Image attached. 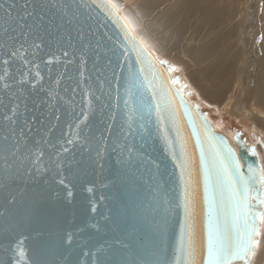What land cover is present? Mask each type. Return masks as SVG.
Wrapping results in <instances>:
<instances>
[{
	"label": "water",
	"instance_id": "obj_1",
	"mask_svg": "<svg viewBox=\"0 0 264 264\" xmlns=\"http://www.w3.org/2000/svg\"><path fill=\"white\" fill-rule=\"evenodd\" d=\"M77 2L83 7L80 8L79 21H73V24L79 23L87 38L93 44L98 40L102 46L101 51L107 53L101 55L99 64L96 65L103 68V74L97 73L96 67L93 66L95 53L90 52L88 63L83 69L84 75L81 76L79 52L74 51L66 42L62 41L58 45L50 36V45L45 42L37 56H28L31 64L25 66L22 60L13 58L8 66L12 89L5 90L3 82H0V117L11 107L13 93L20 95L17 92L18 85L13 81L19 80L23 72H28L30 77H34L35 72L39 71L42 79L35 82L38 85L43 84L46 88L54 86V82L59 79L57 90L63 97L58 105L61 119L50 134L51 145L55 147L44 146V163L52 170H41L33 172L32 175L22 174L7 181V188L0 182V261H6L7 264H16L17 261L18 264H93L96 259L107 262L123 258V253L117 255L116 249L119 245L114 241L124 228L126 215L133 212L135 204L146 201L151 195L148 185L134 189L129 183L124 166L117 163L120 149L115 141L120 126L124 125L126 129L125 122L129 114L133 117L134 127L138 128L143 123L152 134L145 149L160 165L156 172L163 185L159 195L166 194L169 201L168 205L160 208L157 213L158 217L167 221L164 246L168 250V257H173L182 233L185 220L184 192L187 185L190 194L188 223L194 226L198 252L193 258L202 261L206 253L208 226L205 172L211 167L212 156L218 154L231 162V154H234L240 162V171L245 176L248 175V165L262 172L259 157L242 140L236 137L231 144L227 137L215 128L177 85L166 64L132 34L111 3L106 0H96L95 3L93 0ZM89 33L92 34L88 35ZM74 44L76 49H79V41L74 40ZM63 50L69 52L67 57L62 54ZM138 52H143L140 61L137 60ZM4 58L7 57L0 56V75H3L5 67L2 64ZM141 62L143 73L140 72ZM129 65L136 72L139 89L137 94V88H132L131 96L128 91L131 87L128 80ZM44 98L46 93L39 90L33 92L26 89L25 95L21 96L31 109H35L33 100L39 102ZM89 101L94 113L87 122L88 127L82 125L77 136L75 121L80 118L82 108L87 110ZM137 109L142 111H136ZM40 111L45 113L40 119H45V124H48L49 109L41 105ZM110 113H115V122L109 136L101 120L109 122ZM35 114L39 116V113ZM37 128L38 122L33 124V130L28 134L30 144L47 131L46 128L37 131ZM101 132L107 137L103 168L94 163L96 138ZM89 137L90 140L86 143V138ZM69 138L73 143L64 145L69 152L62 156L65 185H60L59 177L55 175V164L49 157H54L60 148L57 141ZM141 143L138 139L135 142L138 151H141ZM173 153L176 159L173 158ZM185 161L187 163L184 168L177 166ZM21 172L23 173V169ZM154 186L153 184L152 187ZM68 191L72 193L70 197L67 195ZM12 196L16 202L10 204L8 201ZM30 206L38 209V212L31 219H25V209ZM263 207L264 205H257L261 212ZM260 228L261 223L258 224L259 232ZM69 232L75 234L72 245L58 243L60 238ZM258 236L255 237L256 240ZM17 241H22V257L11 251ZM6 247L9 248L7 252L4 250ZM85 252L88 254L85 255ZM234 264L244 262L236 260Z\"/></svg>",
	"mask_w": 264,
	"mask_h": 264
},
{
	"label": "snow or ice",
	"instance_id": "obj_2",
	"mask_svg": "<svg viewBox=\"0 0 264 264\" xmlns=\"http://www.w3.org/2000/svg\"><path fill=\"white\" fill-rule=\"evenodd\" d=\"M95 2L96 0H93V3ZM106 2L110 4L111 0H106ZM81 7L83 5L77 0H0V56L7 57L2 59V64L5 67L3 68V75H0V82H3L5 90H10L13 87V83L9 82L12 77L8 68L13 58H19L25 66L31 64L32 61L28 59V56H37L45 42L50 45L52 43V40L48 39L50 36L55 39L58 45L63 41L74 51L79 52L81 76L84 75L83 69L88 63L87 57L90 52L95 53L93 66L96 67L99 64L101 55L107 53L101 51L102 46L98 40L93 44L87 38L84 28L79 23L73 24V21H79ZM73 30L75 36H73ZM74 40L79 41V49H76ZM62 54L67 57L69 52L63 50ZM142 55L143 52L137 53L138 61ZM56 59L59 58L56 57ZM35 67L38 68L39 65H35ZM96 71L101 75L103 74V68L96 67ZM140 72H144L143 62H141ZM38 79H42L39 71L35 72L34 77H30L28 72H23L19 80L13 81L18 85L17 92L20 95L13 93L11 107L0 117V182L5 188H7V181L14 180L22 174L32 175L33 172L52 170L50 166L44 163V146L51 145L50 134L61 119V111L58 105L63 97L57 90L59 79L54 82V86L47 88L43 84L38 85L35 82ZM97 79H99V75ZM128 80L131 84L128 89L129 95H133L132 88H137L138 94L137 75L131 65H129ZM26 89L33 92L43 91L46 93V98L39 102L33 100L35 109H31L21 99V96L25 95ZM21 104H23V110H21ZM125 104H128L127 100ZM41 105L49 109L48 124H45V119H40V117L45 116V113L40 111ZM86 107L87 110L81 109L80 118L75 121L77 136L82 125L85 128L88 127L87 122L94 113L91 101L87 103ZM136 111H142V109ZM157 112L159 115V105H157ZM29 113L32 114L29 115ZM35 113H39V116ZM132 120L133 117L129 114L125 122L126 129L124 125L119 128L115 141L120 149L117 163L124 166L129 183L134 189L148 185L151 195L146 201L142 200L135 204L133 212L126 215L124 228L114 241L115 244L119 245V248L116 249L117 255L123 253V258L107 262L96 259L93 264H234L236 260L248 264L254 248L258 245V241L255 239L259 235L258 224L264 222V212L257 209V205H264V172L248 165V175L245 176L240 171V162L234 154L230 153L231 162L226 158H221L218 154H214L211 167L205 172L208 197L206 253L202 261H196L193 258L194 255H198V252L194 226L188 223L190 194L186 185L184 192L185 220L173 257L169 259L168 250L164 246L167 221L157 215L159 209L165 208L169 201L166 199V194L165 196L159 195L163 188L156 175L160 165L145 149L152 134L143 123L138 128L134 127ZM108 121L101 120V123L105 124V131L110 136L115 122V113H110ZM37 122V131H42L45 128L47 131L41 138L30 144L28 134L32 132L33 124ZM205 130L208 131V129ZM137 139L142 141L140 144L141 151L136 149L135 142ZM89 140L90 137L86 138L85 142L88 143ZM96 141L94 163L103 168L102 161L105 159V152L107 151V137L104 132L99 134ZM57 143L60 144V148L54 157H49V160L55 164V175L59 177L58 183L65 185L62 156L69 152V149L64 145L72 144L73 140L69 138L57 141ZM51 146L55 147V145ZM203 148L204 145H202V158ZM181 151L183 152V149ZM213 152H215L214 149ZM173 158H177L175 153H173ZM186 163L187 161L177 166L184 168ZM22 169L23 173L21 172ZM138 181L143 183L138 184ZM153 184L154 187H152ZM67 195L70 197L71 191H68ZM8 202L10 204L15 203V197L12 196ZM37 212L38 209L30 206L25 209L24 218L31 219ZM74 238L75 234L69 232L61 237L58 243L71 246ZM21 243L22 241H17L12 246L11 251L22 257L24 251L20 248ZM4 250L7 252L9 248L6 247ZM84 254L87 255L88 253L85 252ZM93 255L95 256V253ZM0 264H7V262L0 261Z\"/></svg>",
	"mask_w": 264,
	"mask_h": 264
},
{
	"label": "bare ground",
	"instance_id": "obj_3",
	"mask_svg": "<svg viewBox=\"0 0 264 264\" xmlns=\"http://www.w3.org/2000/svg\"><path fill=\"white\" fill-rule=\"evenodd\" d=\"M232 1L111 0L134 35L178 65L205 103L240 123L253 122L264 136V0H235L236 11L225 9ZM194 20V35L186 39ZM254 258L248 264L264 262V233Z\"/></svg>",
	"mask_w": 264,
	"mask_h": 264
},
{
	"label": "rangeland",
	"instance_id": "obj_4",
	"mask_svg": "<svg viewBox=\"0 0 264 264\" xmlns=\"http://www.w3.org/2000/svg\"><path fill=\"white\" fill-rule=\"evenodd\" d=\"M234 1L235 0L232 1L231 6H228L227 5L228 3L223 4L224 8L225 9L230 8V9L236 11L237 10V7H236V5H235L236 3H234ZM111 4L116 9V11L121 15L119 9H117L112 2H111ZM121 17L124 19V17L122 15H121ZM125 22L127 23L126 20H125ZM194 22H195V20L193 21V24H191L189 26L188 25L186 26V33H185V36H186L185 38L186 39H192V36L194 35L193 34ZM127 25H128V23H127ZM128 27L131 30V28H130L129 25H128ZM131 32L134 35L133 31H131ZM134 36L137 37V38H139L137 35H134ZM150 51L153 52L152 54L154 56H156L157 58H159L162 62H164L166 64V66L168 67V69L171 71V74H172L175 82L181 87V89L188 96L187 98L190 101H192L207 116V118L213 123V125L215 126V128L217 130H219V131H223L224 130L223 132L227 133V135H232V137L234 138V140L237 137L236 139L242 140L246 144L250 145L252 148H254V150L257 153V156L260 158V148L261 147H262L261 149L264 148V136H263V133L260 132L257 129V127H255V125H254L253 122H250V123L249 122L240 123V121L234 120L233 118H231L227 114H220L219 111L216 108L211 107L210 105H208L207 103H205L201 99V97L198 96V93L196 92V90L187 81V79L185 77V74H184V71L182 69H180V67L178 65H176L173 62H171L169 59L163 58L162 56H160V54L158 55V53H156V51H154L152 49ZM222 124L226 128L225 127L222 128ZM251 136L253 138H251ZM260 162H261V167H262V172H263V170H264V164L262 163V159L261 158H260ZM263 212H264V207H263ZM263 233H264V222H261V228H260L259 236H258V239H257L258 245H257L256 250L259 248L260 238L262 237ZM254 260H255V258H254V255H253L252 258H251V261L254 262ZM262 264H264L263 258H262Z\"/></svg>",
	"mask_w": 264,
	"mask_h": 264
},
{
	"label": "flooded vegetation",
	"instance_id": "obj_5",
	"mask_svg": "<svg viewBox=\"0 0 264 264\" xmlns=\"http://www.w3.org/2000/svg\"><path fill=\"white\" fill-rule=\"evenodd\" d=\"M178 85V84H177ZM179 86V85H178ZM180 87V86H179ZM181 88V87H180ZM188 97V96H187Z\"/></svg>",
	"mask_w": 264,
	"mask_h": 264
}]
</instances>
